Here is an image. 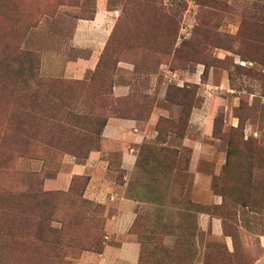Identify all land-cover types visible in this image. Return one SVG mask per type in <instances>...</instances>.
<instances>
[{
	"label": "rangeland",
	"instance_id": "rangeland-1",
	"mask_svg": "<svg viewBox=\"0 0 264 264\" xmlns=\"http://www.w3.org/2000/svg\"><path fill=\"white\" fill-rule=\"evenodd\" d=\"M103 2L112 13L97 65L71 78L66 64L85 55L75 28L94 17L98 0H0V264H75L100 249L104 207L84 197V176L66 190L44 181L67 161L85 162L109 117L145 124L153 109V138L139 147L125 188L139 202L138 242L146 227L161 228L159 250L143 264H256L264 251V0ZM184 137L210 150L197 164L211 177L202 194Z\"/></svg>",
	"mask_w": 264,
	"mask_h": 264
},
{
	"label": "crops",
	"instance_id": "crops-1",
	"mask_svg": "<svg viewBox=\"0 0 264 264\" xmlns=\"http://www.w3.org/2000/svg\"><path fill=\"white\" fill-rule=\"evenodd\" d=\"M108 12V13H107ZM105 11V3L98 0L97 11L92 19L80 21L73 34V42L77 49L84 51V56H78L66 64V76L78 78L84 76L87 70H93L98 62L99 54L108 35L111 11ZM224 87V82L221 83ZM193 110V108H192ZM195 109L191 111L193 116ZM159 119V114L153 109L145 124L141 120L131 117H109L102 129L100 146L91 151L85 162L75 163L67 161L63 168L51 178L44 181L45 189H68L71 179L75 175L86 176L87 183L84 189V197L100 203L103 211V241L98 251H86L75 264H136L139 255L140 244L136 235L131 231L136 208L139 202L125 195L127 179L134 168L137 151L141 144L153 138V132ZM192 117L190 121H192ZM213 121L209 119L205 126L206 134L212 136ZM208 127L210 131L208 132ZM184 145H193L188 137L182 139ZM190 171L193 175V183L200 194L209 187V176L197 168L199 157L206 156L210 150L202 148L198 142L193 145ZM118 157V160L116 159ZM226 155L217 164L219 172L225 162ZM122 174V181L118 176ZM221 197L216 196L214 203H220ZM208 219V214H203ZM217 219L212 217L211 223L216 225ZM221 226H215V229ZM221 231V230H220ZM220 233V232H219ZM229 239L228 237H226ZM231 247L232 241L228 240ZM264 246V235L261 238ZM256 264H264L263 255L256 260Z\"/></svg>",
	"mask_w": 264,
	"mask_h": 264
},
{
	"label": "trees",
	"instance_id": "trees-1",
	"mask_svg": "<svg viewBox=\"0 0 264 264\" xmlns=\"http://www.w3.org/2000/svg\"><path fill=\"white\" fill-rule=\"evenodd\" d=\"M191 111H192V109H191ZM157 123H158V121H157ZM77 176H80V175H77ZM83 179H84V184H83L84 185L83 192H84L85 185L87 183V177L84 176ZM147 199H149V198H147ZM135 224H136V219L134 220L132 226H134ZM159 233H161V228L160 229L158 227L156 228V225H152V227H146L145 229H143L141 231V237H140V241H139V244H140L139 259H138L139 264H143L145 262L143 260L144 256L149 257V260H150L153 258L155 251L159 250V246L161 245V241L159 240L160 239Z\"/></svg>",
	"mask_w": 264,
	"mask_h": 264
}]
</instances>
